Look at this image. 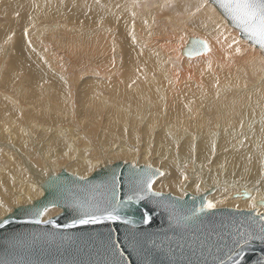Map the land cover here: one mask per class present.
<instances>
[{
	"label": "rangeland",
	"instance_id": "rangeland-1",
	"mask_svg": "<svg viewBox=\"0 0 264 264\" xmlns=\"http://www.w3.org/2000/svg\"><path fill=\"white\" fill-rule=\"evenodd\" d=\"M80 1L79 0H0V30H1L0 33L2 34L0 35V169H2V171H0V180H1L0 181V218L4 217L8 213H11L14 210V208L18 206L27 205L26 201L18 200L16 199V197H14L13 192L18 190V188L15 187L12 177L13 178H15L16 176L18 177L19 180L18 185L25 184L22 181V179L19 177L20 171L24 170L25 173H27V171L29 170L30 173L31 172L34 173L32 169H37L42 172L44 169H46V171H49V168L52 167V170L50 169V171L56 172L61 167H66L69 164L72 166V164L75 161L77 162L79 161L78 158L86 160L85 162L86 164H88L87 166L83 165L84 167L79 163L74 164L77 166L75 168L73 167L74 169H71L72 173L78 174L77 176L79 177L88 176L90 173H93L96 169H99L101 166H105L107 163H113L117 160H122V161L124 160L129 162L132 157L134 158V160H132L133 162L131 161L133 164L135 165L146 164V165L154 166L160 170H164V171L167 170L165 174L166 173L170 174L171 172L170 169L174 170L176 164L178 166L177 168L178 170H176V177H175L176 185L174 184L173 187L172 186L169 187L168 184H162L158 186L154 182L153 189L159 192L172 193L180 197H184V196L181 195L177 187L179 181L183 178L188 182H193L191 186H195L196 188L194 190V193H197V191H199L200 193H204V191H207L208 189L205 187L204 175L205 176L207 175V177H211V174H214L215 172L218 174L220 172L221 173L229 172V174L232 175V177L235 178L237 177L241 179L242 178L244 179V177L254 176L253 172L256 167L253 169V167L250 164H246V166L243 165L242 167H240V163L236 164L235 159L239 149L232 150L234 141L231 136H223L221 138L225 141L226 147H220L219 145L217 158L209 163L208 159H204L205 162L198 161L197 158H193L190 153H186L184 151H182L181 153L179 148L181 142L179 141L178 138H175V136L173 138L177 139L178 141L177 140L176 141L174 140V142L169 141L170 145H168L169 143L167 141H162L160 138L156 137L157 131H155L154 135L152 134V136L143 135V131L145 127L144 125L146 124L145 118L147 117L145 116L146 112L143 111L145 112L143 113L141 111L142 112L141 113V112H137L139 110L131 109V113L130 114L127 113L128 110L130 111L131 107H128V109L126 108L127 104L129 103L125 102V96L123 97L122 95H118L116 99V102L117 103L119 102L122 106L116 107L115 105L112 104H104L101 113L98 115V117L96 116L94 101L95 99L99 98L101 94L99 92L98 83L102 82L110 86L111 84L110 82L113 77L109 78L106 81V79H104L102 76L96 74V68L100 65L99 60L102 57L106 58L107 56V54L103 52L102 48L98 46L99 42L105 39V36L98 33H92L93 31L91 32V30H88V32L85 30L97 27L100 23H103V24H107L108 26H111L112 28H115V33H116L115 36H117L119 34V28H120L119 22L121 21L119 17H123L124 15L122 14L123 16L122 15L117 16V18L119 19L117 18L113 19L116 22L115 23L117 25L116 26L115 24L113 25L108 20V18L111 16L110 8H103L108 10L103 13H97V11L88 9L87 7L82 8ZM89 1L93 3H98V0H89ZM118 1L120 0H114V2H116L115 5L117 7L119 4H120L119 6L121 5L125 6L127 2H130L132 0L130 1L122 0L120 2ZM143 1L145 2L142 3ZM143 1H139L140 4L137 7H135L137 8L138 13L139 11L142 13L143 11L142 14L139 13L141 19L138 18L139 19L138 20L136 17L130 15L132 18H136L133 19L136 23L135 26L132 25L134 28L131 27V30L133 29L132 36L130 38L132 46L125 49L127 64L137 67L136 68L137 78L140 79L142 76H154L157 79L163 81L164 90L167 91L170 86L175 87L176 94H179L180 96H182V98L185 99L187 92L189 90L192 91L193 87L194 88L196 87V89L198 88V90L200 89L198 84H202L200 82H202L205 79L204 72L209 69L206 67H201V68L198 67L195 70L194 66L196 64L189 63L185 61V59H182L177 68V72H176L177 78L175 80L173 76L172 55L170 51L161 49V47L156 44V39L158 36H160V34L161 36L166 35L167 34L166 31L168 28L169 30L170 29L172 30L173 28L172 27L173 21L169 18L168 20H166L167 14L171 16L173 15L174 17L175 16L182 17V15L183 17H187V15L190 14L191 10H188L186 8L185 10H182L183 11L182 12L180 11L181 9L180 8L178 10L176 9L177 11H175V8L173 7V9L171 8L173 10L172 11L173 13H171V9L168 10L167 12V10L164 7L162 8V6L164 5L168 6L169 2L173 0H154V2H151L149 0H143ZM180 1L185 2L186 0H175V3L179 6L180 4H178V2ZM154 3L157 4V5L155 4V6L158 7V10L157 7H154ZM196 3H197L195 8L196 11L204 7V9H202L200 12L196 13L197 16L202 12L207 13L208 11H204L205 8L214 5L210 0H198V2ZM10 5H14V6H10ZM100 9L101 7H99V10ZM163 9L167 13H165V11H163V13H160L162 12ZM216 9L217 8H215L214 10L218 11V15L215 18L211 17L208 12L207 13L208 15L204 14L203 17H201L200 19L204 22L212 23L214 25H217L214 23L216 21H218L219 24L225 22V24L227 25L226 26L227 32L229 31L233 32L232 29L237 30L232 25H230L228 20L221 14L219 10ZM45 10L47 11L46 12L47 14L44 12ZM179 12L186 14L185 15L182 13L180 14ZM126 14L128 13L126 12ZM24 16H27L28 19L27 18L25 19ZM100 17L103 18L101 19ZM195 18L196 16L187 20V24L195 20ZM151 19L153 22H151ZM97 20H100L101 22L96 23ZM41 22L44 23L43 27L42 26L38 27ZM45 24L48 26H46ZM61 24L62 26H60ZM204 24L205 23H203V25ZM185 26L191 27L193 29H197L196 25L194 24L193 25L191 24L190 26L188 25ZM198 31L208 36V34H206L203 30H198ZM81 32H82V36L80 35ZM138 33L141 34L140 37L141 40L138 39L139 38ZM232 34H234V32ZM52 35L55 38H53ZM226 35L224 36L223 39L227 42L230 39L226 38ZM123 36L127 37V35L124 32H122L120 35V39L127 40V38L125 37L123 38ZM180 36L181 34H178L177 37L173 38L170 41L172 43H177L179 45ZM120 39L118 40V44L116 45L119 46V51L121 50L120 52L123 55L122 52L123 47L120 46L124 44L121 42ZM37 41L38 43H36ZM42 41H44L45 43ZM58 41L60 43H58ZM248 42L250 43V41L247 40L245 43L241 45L244 46L243 50L248 49V47H246V44ZM49 44L51 45L50 47ZM64 44L68 46H65ZM36 46H38V48ZM249 46L252 47V43H250ZM253 46L256 48L254 49L255 56L258 54L256 57L257 59H259L258 60L259 65L256 68V70L253 72L252 81L256 80L255 78L256 76H258V79L262 77L261 80L263 81L264 55L263 54L261 55L262 52L259 53V49L256 47V45L253 44ZM30 47H32V49ZM137 48H140V51ZM233 48L235 49L233 50ZM237 48L238 46L229 47L232 55L239 57ZM116 51L117 50L115 49L114 52ZM36 52L38 53V55H34L37 54ZM145 52H152L153 54H156V56H146ZM244 54L245 55L242 58V60L251 58L250 51L247 50L244 52ZM54 55H56L57 57ZM58 55L60 56V58ZM116 56L117 55L115 53V57ZM34 58L36 59L39 58L40 60L38 59L37 61H35L33 60ZM195 58H200V57H195ZM116 59H117L116 63L118 62L117 64L119 71H122L120 65L123 62H121V60L117 57ZM261 60L262 62H260ZM241 61H238L236 66L232 65L230 69L224 70L225 73L222 74L226 77H234V74L240 70L239 67L243 68L242 65L240 64ZM261 64L263 67L261 66ZM103 66L106 68L108 67V65L105 64ZM164 66H165V71L163 72L161 69ZM116 71L117 69H115V72ZM196 73L199 74V76ZM185 74L188 75L189 77L183 78V75ZM258 79L256 80L257 82L254 83L255 85L249 84L250 88L253 86H257L259 82H262L260 79L259 80ZM74 80L75 81L77 80L76 83ZM177 84H179V86H177ZM134 88L135 87L133 86L131 88H128V90H132L133 92L132 95H135V96L127 97V99L131 97L130 99H128L130 101L131 100L135 101L136 99L134 98H137V93L138 96H140L139 94L141 93L140 90L139 92H137L138 89L135 88L137 90L135 91ZM106 89L104 90V92L105 95H107L106 97H108L110 91ZM154 92L155 93L150 94L152 103L149 104L148 108L154 105V109H159V110L161 109L160 111L161 113H163L161 114V117L165 118V114H164L165 107L164 109L159 107L161 101L159 97L156 98L155 96V94H157V90H154ZM250 93L257 94L260 96V98L257 100L258 103H260V106H258L257 110L255 111L257 112L259 108L264 106L263 104L264 84L258 87H253V89L250 90ZM62 97L65 100L62 99ZM16 99L19 100L20 102L17 101ZM68 99L69 102H67ZM156 99L157 101H155ZM192 99H194V95L191 97L190 100ZM84 100L87 101V104L90 109L88 108V106H86ZM153 101H155L156 103ZM83 102L84 104H82ZM157 102L159 103L157 104ZM19 103L23 104L22 107H19L20 106ZM196 103L201 104L206 108L216 107V102H214L212 99L205 100L202 98H197ZM84 105L86 108H84ZM114 107L117 109H115ZM211 113L212 112L209 113L206 109L204 112L198 114L197 116L186 117V118H190L192 122H194V126L196 127V135H198L197 136L198 138L199 137L202 138L201 142L204 140H207V142L213 140L212 137L207 136L208 133L207 131L211 129L214 130L217 129L215 127L216 126L215 117H214L215 115L214 114L211 115ZM221 113L222 111L220 112V114ZM120 114L121 116H119ZM125 114L126 116L124 117ZM106 115L109 117H106ZM115 116H118V119L119 118L120 119L119 120L116 119ZM122 116L125 118L124 120L125 122L121 120V118L124 119ZM132 116L135 119H133ZM106 118L109 119L110 123ZM130 118H132V120H130ZM212 118H214V120ZM105 120L108 122H106ZM142 120L143 122H141ZM137 122L139 123L137 126L136 125L132 126V124L134 125ZM42 125H45L46 128L45 126ZM139 126L142 128V130ZM135 127H137L136 129L138 131L139 129L142 131V132L139 131L140 135L137 134L138 131L136 129H135L136 131L134 130ZM56 129L60 130L61 131L60 134L66 137L65 139L61 140L62 146H65V150H63L64 147L61 148V150H63L61 152L55 150V148L60 146V141L55 136L53 137L49 135L51 131L53 130L57 131ZM133 130L135 131V133L133 132ZM72 134H74L75 136ZM187 136L188 135H186L183 138L185 139ZM168 138H170V133L168 134ZM183 138H181V140H184ZM256 139H260V138L254 137L253 141H255ZM260 143L262 144L261 149H256L254 142H253V148L254 151H256L257 157H259V159L257 160V165L264 166V163H262V159L260 158V156L264 157V140L261 139ZM174 145L176 146L177 151L175 150V147L173 148ZM120 146L122 147L124 146L125 148L132 150L131 151L132 155H129L130 152L128 153L129 157L128 155L127 156L118 155L117 153L121 152L119 151L118 148ZM14 147L15 150H13ZM53 151L54 152L56 151L57 152V153L55 152L56 154L60 153L62 156L60 154L59 156L56 155ZM74 155L75 158L73 157ZM238 155H240V153H238ZM56 156L57 159L55 158ZM159 156L162 157L165 156V158H168L169 156V158L173 160L174 163H171V160L155 163L156 161L159 160ZM52 158H54V160ZM68 158H72L73 160L69 159L70 160L69 161ZM28 161L29 163H27ZM25 163H27L26 164L27 166L24 165ZM201 163H205V164L203 165ZM47 165L49 167H47ZM55 165L56 166L59 165L58 168ZM202 165L203 167L204 166L205 167L203 168ZM211 168H213L214 171L213 169L211 170ZM262 169L263 171L261 173V176L260 177L258 176L260 179L259 178L257 179L260 181H264L263 178L264 167ZM234 170L235 173H233ZM6 174L8 176H6ZM162 174H164V172ZM25 176L26 175L24 174L23 177ZM4 178L5 180H3ZM37 178L33 179V181H38ZM28 179H30V177H28ZM257 182H255L254 184H256ZM189 188L187 190H189ZM187 193L190 192H186L185 194ZM7 196H13L14 200L7 201L6 200ZM31 201H33V199ZM209 202L215 205V207L213 208L226 207V206L228 207L236 206V208H238L237 205L234 204L232 205L229 202H223V200H221L220 202L219 200L213 201V199H211L210 201H208V203ZM57 209L60 208L52 207L51 213L49 216H47V218L58 214L59 212L57 211Z\"/></svg>",
	"mask_w": 264,
	"mask_h": 264
},
{
	"label": "water",
	"instance_id": "water-1",
	"mask_svg": "<svg viewBox=\"0 0 264 264\" xmlns=\"http://www.w3.org/2000/svg\"><path fill=\"white\" fill-rule=\"evenodd\" d=\"M210 1L264 55L219 0ZM198 40L204 39L190 37L182 54L206 53ZM161 173L154 166L118 160L87 178L65 169L49 175L40 185L41 198L0 218V264H264V213L207 208L213 189L184 197L155 191ZM52 207L62 211L43 221ZM114 208L119 219H106ZM90 216L99 222L79 223Z\"/></svg>",
	"mask_w": 264,
	"mask_h": 264
},
{
	"label": "bare ground",
	"instance_id": "bare-ground-1",
	"mask_svg": "<svg viewBox=\"0 0 264 264\" xmlns=\"http://www.w3.org/2000/svg\"><path fill=\"white\" fill-rule=\"evenodd\" d=\"M112 1L111 0H98V3H93V2H91L89 0H81L80 1V4H81L82 8L87 7L88 9H92V10L97 11V13H103V12H106L108 10V9H103V8H110L111 9V11H110L111 12V16L108 18V20L113 25L116 23L113 19H115V18H117V16H121L123 14L124 15V16L122 15L123 17H119L121 19V21L119 20L121 22V23L119 22V27H120L119 28V34L121 35V33L124 32L127 35V37L123 36V38L125 37V38H127V40H121L119 34L117 36H115V34H116L115 33V28H112L111 26H108L107 24L100 23L101 22L100 20L96 21V23H100L97 27L90 28V29H87V30L84 29L87 32H88V30H91V32L93 31L92 33H98V34H102L103 36H105V39L102 40L101 42H99L98 46L100 48H102L103 52L105 54H107V56H106V58L102 57L99 60V64L100 65L96 68V74L102 76L104 79H106V81L109 78L113 77L111 82H110L111 83L110 86L105 84V83H102V82L98 83L99 92L101 94H100L99 98L95 99V101H94V105H95V109H96V116L98 117V115L101 113L102 107H103L104 104H112V105H115L116 107L122 106L119 102L118 103L116 102V99H117L118 95H122L123 97L125 96V102L129 103V104H127L126 108L128 109V107H131L130 111L128 110L127 113L130 114L131 113V109L132 110L133 109L139 110L137 112H141V111L142 112L143 111L146 112L145 116H147V117L146 118L144 117L145 120H146V122H145L146 124L144 125L145 127H144V131H143V135L152 136V134L154 135L155 131H157L156 132V137L160 138L162 141H167L169 143L168 145H170V142H174V140L175 141L177 140V139L173 138L175 136V138H178L179 141L181 142L180 146L178 145L179 148H180L181 153H182V151H184L186 153H190L192 155V157L193 158H197L198 161L205 162L204 159H208L209 163L214 161L217 158L219 145H220V147H226L225 141L223 139H221V138L223 136H231L233 141H234L232 150H238L239 149L238 152H237V155H236V159H235L236 164L240 163V167H242L243 165L246 166V164H250L253 167V169L256 167L254 169V172H253L254 176L244 177V179L243 178L241 179V178H237V177L236 178L232 177V175H230L229 172H225V173H221L220 172L219 174L215 172L214 173L215 175L211 174V177H207V175L206 176L204 175L205 187L208 188L207 190L213 189V192L208 195L207 203L211 199H213V201L219 200L220 202H221V200H223V202H229L232 205L233 204L237 205V207L239 209H254V208H256V209H258L259 213H264V204L258 203L260 200H264V181L257 180L261 176V173L263 171L262 168L264 166L263 165L262 166L257 165V160L259 159V157H257L256 151H254V148H253V142H254V145L256 146V149H261L262 148V144L260 143V140L261 139L264 140V106L259 108V110L257 112H255L257 110L258 106H260V103H258V101H257L260 98V96L257 95V94L250 93V90L253 89V87H258V86L263 85L264 83H262V82H264V79L262 81L261 80L262 77H260L259 79L262 82H259L257 86H253L251 88L249 86V84L255 85L254 83L257 82L256 80L258 79V76H256L255 77L256 80L252 81L253 72L256 70V68L259 65L258 64V60L259 59H257V57H256L258 54L256 56L254 54V49H256V48L253 46V44H252V47L249 46V44L251 42L250 43L248 42L249 44L247 43L246 47H248L247 50L250 51V57L251 58L242 60V58L245 55L244 52L247 51V50H243L244 46H241V45L243 43H245L247 40L243 39L240 36L239 30L232 29L233 32H234V34H232L233 32H230V31L227 32V28H226L227 25L225 24V22H223L222 24H219L218 21L214 22V19H213V22L215 24H217V25H214L212 23L204 22V21H202L200 19L201 17H203L204 14L208 15L207 14L208 12H209V15L211 17L215 18L218 15V11L214 10L216 8V7H214L215 5H212L210 7H206L204 11H208V12L207 13L206 12L205 13L202 12L201 14H199L197 16L196 13H198L202 9H204V7H202L198 11L195 10L196 5H197L196 2H198V0H194V1L193 0H186L185 2L180 1V2H178V4H180L179 6L175 3V0L169 2L168 6H165V5L162 6L163 5L162 4L161 5L162 8L164 7L167 10V12L171 8L173 9V7L175 8V11H177L180 8H181L180 11L185 10L186 8L188 10L192 11V12L190 11V14L187 15V17H183V15H182V17H179V16H175L174 17L173 15L171 16V15L167 14L168 16L166 15V17H167L166 20H168V18H169V19H171L173 21V23H172V27L173 28H172V30L171 29L169 30V28H168L167 31H166L167 32L166 35L161 36V34H160V36H158L157 39H156V44L158 46H160L161 49L170 51V53L172 55V60H173L172 67H173L174 79L176 80V78H177V75H176L177 68H178V66L180 64V61L182 59H185V61H187L189 63L196 64L194 66L195 70L198 67L199 68L206 67V68L209 69V70H206L204 72L205 73V79L202 82H200L202 84H198L200 89L198 90V88L196 89V87L195 88L193 87L192 91L189 90L187 92V95H186V97L184 99L179 94H176L175 87L170 86L167 91L164 90L163 81H161L160 79H157L154 76H142L140 79L137 78V76H136V68L137 67L127 64V59H126V56H125V49L130 47V46H132L130 38L132 36V30L133 29L131 30V27L135 26V23H136L133 19H136V18L137 19L138 18L141 19V17L139 16V13H141V12L139 11V13H138L137 8H135V7H137L140 4L139 1H143V0H132V1L129 0L130 2H127V3L125 1V3H126L125 6H123V5L119 6L120 4L119 5L117 4L118 7L115 5L116 2H114V0H112ZM120 1H122V0H120ZM120 1H118V2H120ZM149 1L154 2V0H149ZM144 2L145 1H143L142 3H144ZM155 4L156 3H154V7H157V6H155ZM150 5H152V4H150ZM10 6H14V5H10ZM99 7H101L102 10L101 9L99 10ZM139 9H140V7H139ZM172 9H171V13H173ZM157 10H158V7H157ZM216 10H218V9H216ZM163 11H165V10L163 9L162 12H160V13H163ZM44 12L46 13L47 11L45 10ZM126 12L128 14H126ZM155 12H156V10H155ZM167 12L165 11V13H167ZM142 13H143V11H142ZM150 14H152V13H150ZM182 14L185 15L186 13H182ZM130 15L134 16L136 18H132ZM151 16H153V15H151ZM151 16H150V18H151ZM164 16H165V14H164ZM194 16H196L195 20H193L192 22L187 24V20L193 18ZM43 17H44V15H43ZM24 18L28 19L27 16H24ZM100 18L102 19L103 17H100ZM119 18H117V19H119ZM138 20H137V22H138ZM196 20H197V23H196ZM151 22H153L152 19H151ZM23 23H24V21H23ZM203 23H205L207 25H205V24L203 25ZM138 24H140V23H138ZM154 24H155V21H154ZM191 24L192 25L193 24L196 25L197 29H193L191 27L185 26V25L190 26ZM43 25H44V23L41 22L38 27H41V26L43 27ZM46 26H48V25H46ZM46 26H45V28H46ZM50 26H49V28H50ZM60 26H62V24ZM67 26H68V24H67ZM154 27H155V25H154ZM45 28H43V29H45ZM56 29H57V27H56ZM198 30H203L206 34H208L209 37L206 36L205 34H203L202 32L198 31ZM2 32H3V30H2ZM78 34H80V33H78ZM178 34H181V36L179 38V42H180L179 45L177 43H172L170 41L173 38L177 37ZM0 35H2V34L0 33ZM80 35L82 36V32H81ZM225 35H226V38L230 39L227 42L223 39ZM233 35H235L236 37L233 36ZM45 36H47V35H45ZM52 36H50V37H52ZM193 36H198V37H201L204 40H206L208 42L209 48L211 49L210 51H207L206 53H202L201 55L195 56V57H200V58H195V57L186 58V56L184 57V55L182 54V49L186 45V42L188 41V39L190 37H193ZM138 37H139L138 39L141 40V38H140L141 34L140 33H138ZM53 38H55V37L53 36ZM119 39L124 44V45H121L119 43L121 45L120 47H123V51H122L123 55L120 52L121 50L119 51V46L116 45V44H118V40ZM239 39H241L244 42H242ZM53 40H55V39H53ZM42 42H44V41H42ZM51 42H53V41H51ZM62 42H61V44H62ZM36 43H38V41ZM58 43H60V42L58 41ZM29 45H31V44H29ZM114 45H116V46H114ZM50 46L51 45L49 44V47ZM65 46H68V45H65ZM228 46L229 47L230 46L231 47L232 46H238L237 49H239V51H238L239 57H236V56L232 55V53H231V51H230ZM32 47H30V48L32 49ZM36 47L38 48V46H36ZM115 49L117 50L116 52H114ZM137 49L140 51V48H137ZM234 49L235 48H233V50ZM260 52L261 51L259 49V53ZM115 53L117 55L116 57L119 58L121 60V62H123L120 65V68H121L122 71H119L118 64H117L118 62L116 63L117 59L115 57ZM145 53H146V56H156V54H153L152 52H145ZM34 55H38V53L34 54ZM261 55H262V53H261ZM54 56H56V55H54ZM54 56H51V57H54ZM122 56H123V59H122ZM59 58H60V56H59ZM192 58H194V59H192ZM38 59L39 58H37V59L34 58L33 60L37 61ZM189 59H191V60H189ZM56 60H57V58H56ZM167 60H169V59H167ZM238 61H241L240 64L242 65L243 68L239 67L240 70L238 69L239 71H237L234 74V77H226V76H224L222 74V73H225L224 70L230 69L232 65L236 66ZM260 62H262V60ZM104 64L108 65V67L107 68L104 67L103 66ZM123 65H124V67H123ZM261 66H262V64H261ZM115 69H117L116 72H115ZM161 70L164 72L165 71V66L162 67ZM197 75L199 76V74H197ZM187 77H189V76L186 75V74L183 75V78H187ZM75 79H76V77H75ZM76 81H75V83H76ZM170 82H172V81H170ZM73 85H75V84H73ZM132 86L135 87L136 89H138V91H137L134 88L135 91L139 92V90H140V92H141L139 94L140 96H138V93H137V98H134V99H136L135 101L128 100L131 97L127 99V97H129V96H135V95H132V93H133L132 90H128V88H131ZM177 86H179V84H177ZM102 88H104V89H102ZM106 88L110 91V94H108V97H106L107 95H105V92H104V90ZM154 90H157V94H155L156 98L159 97L160 101H161L159 107L162 108V109H164V107H165V112H164L165 118L161 117V114H163L160 111L161 109L160 110L159 109H154V105L152 107L148 108L149 104L152 103L150 94L155 93ZM67 92H68V90H67ZM134 94H136V93H134ZM193 95H194V99L190 100ZM71 96H72V94H71ZM197 98H202V99H205V100L212 99L214 102H216V107L215 108H211V107L206 108L205 106L196 103V99ZM62 99H64V98L62 97ZM69 99H72V98H69ZM69 99H68L67 102H69ZM17 101H19V100H17ZM155 101H157V99ZM155 101H153V102H155ZM70 102H72V101H70ZM84 102L86 103V106H88L87 101L84 100ZM84 102L82 104H84ZM158 103L159 102H157V104ZM19 104H20V106L19 105L18 106L22 107L23 104H21V103H19ZM84 108H86L85 105H84ZM88 108H89V106H88ZM111 108H113V107H111ZM115 109H117V108H115ZM121 109H122V107H121ZM206 109H207V111L209 113L212 112L211 115L212 114L215 115L214 116L215 117V122H216V126L215 127L217 129L216 130L211 129V130L207 131L208 132L207 136L208 137H212L213 140H210L209 142H207V140H204V141L201 142L202 138L199 137L200 138L199 139L197 137L198 135H196V127L194 126V122H192V120L190 118H186V117L187 116H197L198 114H201L202 112H204ZM110 110H112V109H110ZM221 111H222V113L220 114ZM145 112H143V113H145ZM89 114H90V112H89ZM132 114H133V112H132ZM134 114H136V113H134ZM119 116H121V114ZM125 116H126V114L124 115V117ZM106 117H109V116L106 115ZM115 117H116V119H118V116H115ZM106 119H108V118H106ZM133 119H135V118L133 117ZM212 119L214 120V118H212ZM121 120L124 121L125 118L124 119L121 118ZM130 120H132V118H130ZM108 121H109V119H108ZM108 121H106V122H108ZM139 121H140V119H139ZM141 122H143V120ZM109 123H110V121H109ZM133 123H134V121H133ZM138 124L139 123L137 122L134 125L132 124V126H135V125L137 126ZM42 126H45V125H42ZM45 128H46V126H45ZM136 128L137 127H135L134 130ZM39 130H41V129H39ZM60 130H61V128H60ZM60 130H57V131L53 130V131H51L49 133V135H51L53 137L55 136L60 141V146L61 147L58 146L57 148H55V150H57L58 152H61V151L65 150V146H62L61 140L65 139L66 137H64L62 134H60V132H61ZM65 130H67V129H65ZM134 130H133V132L135 133V131L137 129L135 131ZM141 130H142V128H141ZM141 130L139 129V131H141ZM139 131H138L137 134H139ZM220 131H221V134H220ZM126 132H125V134H126ZM168 132L170 133L171 140H170V138H168V134H169ZM215 133H217V134H215ZM69 134H70V132H69ZM72 135H74V134H72ZM186 135H188V136L184 139L183 137H185ZM127 136H129V135H127ZM254 137H259L260 139H256L255 141H253ZM136 138H137V136H136ZM181 138H183L184 140H181ZM196 143H198V144H196ZM164 144H165V142H164ZM176 144H177V142H176ZM77 146H78V144H77ZM174 147H175V150H176V146L175 145L173 146V148ZM61 148H63V150H61ZM74 148H75V146H74ZM118 148H119V151H121V152L117 153L118 155L127 156L129 152L131 153V154L129 153V155H132V152H131L132 150H130L128 148H125L124 146L123 147L120 146ZM13 150H15V147L13 148ZM228 150H230V149H228ZM48 153H49V151H48ZM238 153H240V155H238ZM59 154H56V155L59 156ZM77 154H78V151H77ZM129 155H128V157H129ZM66 156H68V155H66ZM52 157H53V155H52ZM73 157L75 158V155ZM55 158L57 159V156ZM121 158H123V157H121ZM132 158H131V160L129 159L130 160L129 162L134 160V158L133 159ZM145 158H146V156H145ZM260 158L262 159V163H264V161H263L264 157L260 156ZM52 159L54 160V158H52ZM69 159L71 160L72 158H68V160ZM78 160L79 161L78 162L75 161L72 164V166L69 164L66 167L59 168L58 171H56V172L50 171V169L52 170V167L49 168V171H46V169H44L42 172L37 170V169H32L34 173H32V172L30 173V171L28 170L29 174H28V171H27V173H25L24 170L20 171V173L18 172L19 173V177L22 179V181L25 184H19L18 185V183H19L18 177L16 175H15L16 177L14 176L15 178L12 177L15 187L18 188V190L13 192L14 197H16V199H18V200L26 201L27 204H29L30 202H33L34 200H37V199L41 198L44 195V190H43L42 186H40V185H42V183L45 181V179H46V177L48 175L57 174L60 171H62L63 169H65L67 172H69L71 174H74V173H72V170H71V169H74L77 166V165H74V164H78L79 163L82 166L83 165L84 166L88 165L85 162L86 160L80 159V158H78ZM170 160L171 159L169 158V156H168V158H165V156H163V157L159 156V160L156 161L155 163L162 162V161H170ZM50 161H52V160H50ZM69 161H68V163H69ZM126 162H128V161H126ZM27 163H29V161ZM27 163H25L24 165H26ZM171 163H174L173 160H171ZM47 164H48V162H47ZM201 164L204 165L205 163H201ZM64 165H66V164H64ZM203 165H202V167H203ZM44 166H46V165H44ZM58 166H56V167L58 168ZM47 167H49V166L47 165ZM175 168H174V170L170 169L171 172L173 170L172 173L170 171H168V172H170V174L169 173L165 174V172L167 170H165V171L161 170L162 173L164 172V174L161 173V175L156 178L155 184L158 185V186H160L162 184H168L169 187L170 186L173 187L174 184L176 185V182H175L176 178L175 177H176V170H178L177 169L178 166L176 164H175ZM212 169L213 168H211V170ZM0 171H2V169H0ZM3 171H5V170H3ZM191 171H192V169H191ZM213 171H214V169H213ZM207 173H208V171H207ZM233 173H235V170L233 171ZM24 174L26 175L25 177H23ZM91 174L92 173H90L88 176H84V177H81V178H87ZM75 175H78V174H75ZM6 176H8V175L6 174ZM234 176H235V174H234ZM28 177H30V179H28ZM37 177L38 178L40 177V178L38 179ZM36 178H37L38 181H33V179H36ZM3 180H5V178ZM255 182H257L256 183L257 186H256V184H254ZM192 184H193V182H188L187 180H185L183 178V179H181L179 181L177 189L180 191L181 195H183V196L186 195L185 194L186 192H190L193 195L202 194L199 191H197V193H194V190L196 188H195V186H191ZM7 186H10V185H7ZM188 188H189V190H187ZM244 191H247L249 193V196L247 198H244L242 196V192H244ZM17 194H19V195H17ZM14 197L13 196H7L6 200L7 201H13ZM32 199H33V201H31ZM226 207H228V206H226ZM232 207H234V206H232ZM51 209L52 208L48 209L45 212V214L43 216V219H42L43 221H45V220L50 218V217L47 218V216L50 215ZM57 211L60 213L62 211V209L61 208L57 209Z\"/></svg>",
	"mask_w": 264,
	"mask_h": 264
},
{
	"label": "snow or ice",
	"instance_id": "snow-or-ice-1",
	"mask_svg": "<svg viewBox=\"0 0 264 264\" xmlns=\"http://www.w3.org/2000/svg\"><path fill=\"white\" fill-rule=\"evenodd\" d=\"M219 3L236 26L247 33L250 39L259 43L261 48H264V0H219ZM195 43L202 45L207 51L211 50L206 40H198ZM148 187H151L150 183ZM207 207L213 208L215 205L209 202ZM116 211L117 209L114 208L105 218L119 219V216L114 214ZM98 222L99 218L96 216L79 220L80 224H95Z\"/></svg>",
	"mask_w": 264,
	"mask_h": 264
}]
</instances>
